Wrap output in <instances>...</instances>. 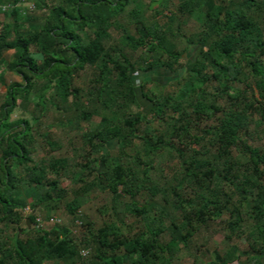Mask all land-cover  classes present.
I'll return each mask as SVG.
<instances>
[{"label": "trees", "instance_id": "obj_1", "mask_svg": "<svg viewBox=\"0 0 264 264\" xmlns=\"http://www.w3.org/2000/svg\"><path fill=\"white\" fill-rule=\"evenodd\" d=\"M0 13V83L3 65L21 78L1 93L0 264H181L200 248L206 264H264V0H0ZM155 68L176 71L171 87L136 75ZM96 189L111 197L97 226L81 210ZM60 207L67 222L36 226ZM209 230L227 246L193 249Z\"/></svg>", "mask_w": 264, "mask_h": 264}, {"label": "rangeland", "instance_id": "obj_2", "mask_svg": "<svg viewBox=\"0 0 264 264\" xmlns=\"http://www.w3.org/2000/svg\"><path fill=\"white\" fill-rule=\"evenodd\" d=\"M2 14L0 13V20L2 19ZM193 27H195V22H191V30H193ZM184 45V43H179V47H182ZM12 51L8 50L7 54H10ZM6 54V55H7ZM190 54H192V51L190 49L186 50L183 53V59L184 60H189L190 58ZM8 56V55H7ZM6 56V57H7ZM3 67V80L5 81V83H11L12 81H20L21 78L16 75L13 71L7 69L5 67V65L2 66ZM137 77L140 80H144L147 84L148 87L151 88H155L156 84H163L166 87H171L170 84L173 81V79L176 78L177 74L176 71H170V70H166L163 68H155L151 71H147V72H138ZM80 78L77 80V82L81 85L88 76L87 71H83L79 74ZM136 80L135 83L137 84V82L139 81ZM215 84V82L213 83ZM157 88V86H156ZM210 90H212V87H209ZM3 101V95L0 93V103ZM141 109H143L144 111L147 109L148 107V102L147 100L141 98ZM15 113L11 114V117H19L22 115V113L16 109L14 111ZM100 120V114L96 111L94 112L90 117L88 121H82V123L80 124V128L79 131H85L86 129H89L91 127H93L94 125H96ZM78 131V130H76ZM68 137L74 135L75 133H72L74 131L70 130L68 131ZM74 139H78V135L74 136ZM65 144V143H64ZM75 146H79L80 145V140H77L75 143ZM116 146V143L114 142H108L107 143V147L108 148H114ZM64 152V149H62ZM70 150V149H69ZM71 151V150H70ZM41 153V149L36 146L35 152L33 153V157H36L37 155H40ZM74 158L70 157V161H74ZM160 159H157L155 161V166L158 167L161 165L162 166V172H165L168 170L167 168V164L166 163V159L163 158V162L161 164ZM110 195L108 192L106 191H102L99 189H96L95 191L89 192L86 197H84L83 200V204L81 206V210L86 213L89 218L94 222V225H100L102 222V219H107L106 216H103L100 212L97 211V208L102 206V205H106L107 207L110 205L111 200H110ZM62 208H58L57 210L50 212L49 214L52 215H56L60 218V222L58 223H65L68 221V218L65 216V214L62 212ZM26 211L30 212V209L27 208ZM40 215V214H39ZM37 214V216H39ZM40 217V216H39ZM127 222L130 223L131 221V216L127 217ZM74 231H76V233H79L82 228L80 226H74L73 227ZM202 237H201V235ZM200 236L197 235L196 237H194L193 240V249H194V245H199L200 242L204 243L202 244L203 246L206 245V247L210 250L213 247L217 246L218 249L220 251H222L226 246L227 243L223 240L222 238V234L217 233V232H212L211 230H209L208 232H205V234H203V232H200ZM240 245L244 246V241L240 242ZM196 256L194 257H187L186 259H184L181 264H206L207 261L210 260L211 256L210 253L208 251H204L202 248H200V250H198V252H196ZM173 262H176V259L173 260ZM232 264H236V262L234 261Z\"/></svg>", "mask_w": 264, "mask_h": 264}, {"label": "built area", "instance_id": "obj_3", "mask_svg": "<svg viewBox=\"0 0 264 264\" xmlns=\"http://www.w3.org/2000/svg\"><path fill=\"white\" fill-rule=\"evenodd\" d=\"M20 5L26 6L28 9H33V4L31 2H21ZM9 6H10V4L6 3V4L2 5V9L4 10V9L8 8ZM57 222H60V218L56 215H51L45 219L37 216L35 219L36 226H40V227H46V226L52 225V224L57 223ZM82 253L85 254L86 251L83 250Z\"/></svg>", "mask_w": 264, "mask_h": 264}, {"label": "crops", "instance_id": "obj_4", "mask_svg": "<svg viewBox=\"0 0 264 264\" xmlns=\"http://www.w3.org/2000/svg\"><path fill=\"white\" fill-rule=\"evenodd\" d=\"M13 82V81H12ZM10 84V83H9ZM8 83H0V93H3L6 87L9 85Z\"/></svg>", "mask_w": 264, "mask_h": 264}, {"label": "water", "instance_id": "obj_5", "mask_svg": "<svg viewBox=\"0 0 264 264\" xmlns=\"http://www.w3.org/2000/svg\"><path fill=\"white\" fill-rule=\"evenodd\" d=\"M25 221L27 223V226H29L30 225V219L27 217Z\"/></svg>", "mask_w": 264, "mask_h": 264}]
</instances>
